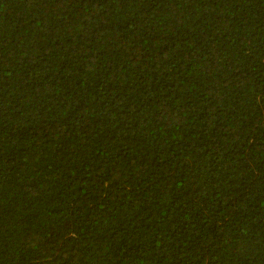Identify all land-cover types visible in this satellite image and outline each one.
<instances>
[{
    "label": "trees",
    "instance_id": "1",
    "mask_svg": "<svg viewBox=\"0 0 264 264\" xmlns=\"http://www.w3.org/2000/svg\"><path fill=\"white\" fill-rule=\"evenodd\" d=\"M0 264H264V0H0Z\"/></svg>",
    "mask_w": 264,
    "mask_h": 264
}]
</instances>
